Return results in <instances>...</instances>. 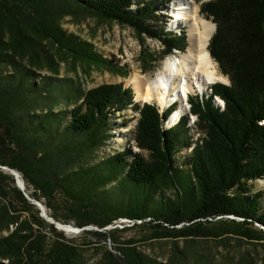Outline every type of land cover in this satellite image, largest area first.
Wrapping results in <instances>:
<instances>
[{
	"label": "trees",
	"instance_id": "1",
	"mask_svg": "<svg viewBox=\"0 0 264 264\" xmlns=\"http://www.w3.org/2000/svg\"><path fill=\"white\" fill-rule=\"evenodd\" d=\"M160 1L0 0V165L16 169L28 196L44 198L48 207L56 193H62L69 213L66 222L72 218L78 228L94 225L101 230L83 231L112 237L114 243V231L103 228L128 218L151 226L156 239L229 237L264 245L262 192L248 186V181L264 177V0H209L200 7L215 24L207 49L229 83L212 84L206 98L188 97L189 113L196 116L200 132L195 141L187 116L165 128L163 120L172 108L160 113L154 104L140 106L121 83L83 91L79 82V103L60 129L59 115L52 109L56 85L33 80L40 70L57 76L59 65L69 62L83 70L121 71L91 42L61 27L67 16L76 22L93 17L129 25L138 35L161 41L164 53L182 50L183 35L150 26L161 21L156 7ZM1 66L12 72L3 75ZM213 96L224 101L223 110L213 104ZM38 98L46 105L36 106ZM130 104L138 112L134 141L148 156L125 149L86 163L109 138L110 116ZM192 144L185 172L175 167L174 155ZM115 181L114 190L105 189ZM164 187L175 189V199L155 202L153 192ZM33 208L13 177L0 170V264H86L82 246L61 238L47 245L30 218H21ZM32 220L40 224L37 216ZM125 250L123 263L106 251L105 264H179L175 259H146L133 247Z\"/></svg>",
	"mask_w": 264,
	"mask_h": 264
},
{
	"label": "rangeland",
	"instance_id": "2",
	"mask_svg": "<svg viewBox=\"0 0 264 264\" xmlns=\"http://www.w3.org/2000/svg\"><path fill=\"white\" fill-rule=\"evenodd\" d=\"M205 1L209 0H195L199 7L200 14L210 20L200 9L202 3ZM168 2L169 0H161L159 5L156 6L157 12L161 16V21L156 24L150 22V26L155 31L163 28V30L171 36L183 35V49H172L169 53H164V45L157 38L149 37L145 34L138 35L129 25L119 24L115 21H101L93 17H87L80 22H76L70 16L62 19L61 27L67 33L74 34L83 40L91 42L96 52L100 53L104 58L113 61V63L121 68V71L115 69L109 71L99 67L83 70L80 65L73 67L70 62L61 63L59 65L57 76L51 74L48 70L36 71V78H32L35 82L41 81L44 85L50 83L56 85L52 89V97L56 99V102L52 104V109L59 115L58 121L60 129L65 127L69 121V111L77 102V97L80 95V92L77 90L79 82L82 83L81 88L83 91L104 83H121L123 88H129L133 93L134 103L136 102L140 106L144 103H148L158 107L153 101H136L134 99V91L132 86L128 83V79L134 74L152 76L155 68L160 66L167 56L173 53L175 54L176 50L180 52L184 51L187 44L184 28L176 27L174 32L168 31L171 29L169 24L172 20L169 19L170 11L165 9V5ZM131 8L134 9L135 6L132 5ZM213 62L218 72L227 80V83H219L228 84V77L220 71L218 64L214 60ZM19 64L26 65V62L20 61ZM1 70L3 75L12 72V68L8 66H3ZM209 88L205 92L208 95H210V93H208ZM68 90H70L69 94ZM66 95L69 97L66 98ZM192 96H197V92L188 95V97ZM44 97L51 101V98H47V96ZM67 100L69 102H67ZM212 102L217 103L215 98H213ZM35 103L36 106L46 105V101L42 100V98H38ZM78 103L79 101L77 104ZM131 106L132 104L125 110L116 111L110 116L109 125L111 129L109 131V138L105 141L104 145L93 150L90 157H87L86 163L95 164L125 149H129L132 153H140L145 158L148 156L147 151L139 148L134 141L137 112ZM186 108L188 111L187 116L189 117V105H186ZM219 108L220 110L224 109V105L223 108L222 106ZM158 110L161 111L159 107ZM193 116L194 118L189 117L192 122L187 125L190 127V139L195 141L199 138L200 132L195 127L196 116ZM190 146L189 148L178 150L174 155L175 167L185 172L189 170V164L186 162L185 158L192 149ZM0 170L9 174L2 169ZM117 184L118 181L117 183L116 181L108 183L105 189L112 190ZM248 186L252 192H262L261 203L264 204V177L248 181ZM31 191L32 189L29 187V192ZM162 199L163 201L174 200L175 189L173 187H164L155 190L153 192V200L157 202ZM34 200L40 202L44 206L47 215L51 216V214L54 213L57 215L56 221L62 224H67L69 222L70 224L68 225L73 226L72 223H74V221L72 218H69L68 222L65 221L69 213L67 211L65 197L62 193H56L55 197L50 200V207L47 206V201L42 197L39 200ZM111 200L114 201L117 199L115 196L111 195ZM33 207L34 208L28 211L27 214L24 212L21 218H23V216L30 218L33 222V227L38 228L40 232L45 235L47 245L61 238L82 246L86 264H105L104 255L106 251H110L113 257L123 263L126 259L125 248L127 249L129 247H133L136 252L141 253L146 259H151L160 263H168L172 261V259H175L179 264H264V245L262 244L239 241L229 237H225L226 239L223 240L212 237L196 238L193 241H186L181 238L156 239L152 237L151 226L140 224L139 221L128 218H117L103 228L107 231H114L115 241H117L114 243L112 237V240L110 238L102 239L83 231L101 230L94 225L85 226L73 233L64 232L43 219L39 215L37 207L35 205H33ZM33 215L40 219V224L34 223L32 220ZM145 220L148 221V218ZM49 225H52L54 230L51 229ZM258 226L262 227L260 225ZM10 229H13V226H11ZM175 245L177 249L174 248ZM117 248H122V250H118Z\"/></svg>",
	"mask_w": 264,
	"mask_h": 264
},
{
	"label": "bare ground",
	"instance_id": "3",
	"mask_svg": "<svg viewBox=\"0 0 264 264\" xmlns=\"http://www.w3.org/2000/svg\"><path fill=\"white\" fill-rule=\"evenodd\" d=\"M165 9L170 11L172 19L170 30L184 28L186 47L184 51L176 50L175 54L167 56L155 68L152 76L134 74L129 77L128 83L132 86L136 101H153L161 110L178 101L166 119L167 128L188 113V93L204 94L212 83H227V80L218 72L207 49L214 33V24L200 14L195 0H169ZM65 226L74 229L71 225ZM58 229L62 230L63 227ZM66 232L73 233L70 230Z\"/></svg>",
	"mask_w": 264,
	"mask_h": 264
},
{
	"label": "water",
	"instance_id": "4",
	"mask_svg": "<svg viewBox=\"0 0 264 264\" xmlns=\"http://www.w3.org/2000/svg\"><path fill=\"white\" fill-rule=\"evenodd\" d=\"M215 26V24H214ZM214 31H215V28H214ZM210 93V91H209ZM0 169L4 170L5 172H8L10 175H12L14 177V180H15V185L22 191L23 195L25 196V198L33 205H35L37 207V209L39 210V215L45 219L46 221H48L50 224H52L54 227L56 228H59V227H63V231L66 232L68 230H70L71 232H77L78 227H74L73 230L71 229H68V227H66L65 225H68V224H62L58 221H56L53 217L47 215L46 211H45V208L44 206L38 202V201H35L34 199H31L28 194L25 192V185H24V181L20 175V173L16 170V169H13V168H10L8 166H3V165H0ZM232 218V217H230ZM83 228V227H82ZM81 228V229H82Z\"/></svg>",
	"mask_w": 264,
	"mask_h": 264
},
{
	"label": "built area",
	"instance_id": "5",
	"mask_svg": "<svg viewBox=\"0 0 264 264\" xmlns=\"http://www.w3.org/2000/svg\"><path fill=\"white\" fill-rule=\"evenodd\" d=\"M220 106H222V108H223V103L222 102H220ZM7 261L8 260H3L4 263H7Z\"/></svg>",
	"mask_w": 264,
	"mask_h": 264
}]
</instances>
